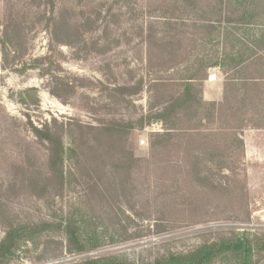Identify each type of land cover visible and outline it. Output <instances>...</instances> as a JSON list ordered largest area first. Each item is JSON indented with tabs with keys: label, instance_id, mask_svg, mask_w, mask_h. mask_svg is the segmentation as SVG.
<instances>
[{
	"label": "rangeland",
	"instance_id": "obj_1",
	"mask_svg": "<svg viewBox=\"0 0 264 264\" xmlns=\"http://www.w3.org/2000/svg\"><path fill=\"white\" fill-rule=\"evenodd\" d=\"M48 1L0 0V241L26 232L0 264H167L264 237V0L183 3L172 31L160 18L168 0ZM150 25L175 36L173 61L149 63ZM191 73L206 78L201 104L154 121ZM33 127L62 141L63 179Z\"/></svg>",
	"mask_w": 264,
	"mask_h": 264
},
{
	"label": "trees",
	"instance_id": "obj_2",
	"mask_svg": "<svg viewBox=\"0 0 264 264\" xmlns=\"http://www.w3.org/2000/svg\"><path fill=\"white\" fill-rule=\"evenodd\" d=\"M80 1V0H79ZM47 2H49L47 0ZM185 4L184 6L186 9H189L190 7L193 8V2L192 0H181L180 3H177V1L174 0H168L161 4L162 9L164 10L163 14L161 15V19H164L165 22H167L168 29L170 31L173 30L172 21L176 18L174 16H177V13H181V10L183 9L182 4ZM50 5L53 7V2L50 3ZM54 8V7H53ZM150 11L153 10L151 6L149 5ZM16 22V21H12ZM11 22V23H12ZM55 26V35L61 30L62 24L58 27L59 22H56ZM68 25L65 26L64 29L68 28ZM80 28L79 24L75 25V29L78 30ZM63 32V31H62ZM7 34H5L6 36ZM1 44L4 46L5 42L3 39H1ZM146 43H147V57L149 60V63L152 62L153 58L159 54V52L163 53V56L166 55L162 59L166 61H173L174 56V48H175V36H163V38L157 37V33L155 31V27L153 25H150L146 31ZM64 45L68 43H63ZM158 52V53H156ZM219 66V63L211 64L209 67H216ZM205 77H199V75L191 73L189 75H186L185 78L181 79V92L178 93L174 99L171 100V103L169 104V107H167L164 111L165 113H159L158 115H155L153 117L154 121H161L163 122L168 116H172L173 114H179V112L187 110L188 108H194L195 104H201V100L198 98V93L196 92V82H202L205 80ZM161 86H167L169 82H172L171 79H162L157 81ZM123 91L122 89H120ZM178 105V106H177ZM184 108V110L182 109ZM114 123H109V128L112 129ZM33 131L35 136L42 140L49 143V153H50V165L51 168L55 171H59L64 158V146L62 141L55 137L50 135L49 129L46 127L43 130L33 127ZM170 133L167 131L163 135H156L155 138L158 140H162L168 136ZM152 148H154L152 146ZM59 169V170H58ZM60 170L59 173L63 179V173ZM70 224H67L66 227V233L68 236L69 243L73 246H79L77 245V242H79L78 237L76 236V232L71 231ZM40 228V227H37ZM35 228L34 232L39 231L40 229ZM23 230H28V228H22ZM26 233L25 231H22L20 228L17 229H9V231L6 233L5 237L2 241H0V255L3 258H6L7 256L13 255L16 249V246L20 239L25 238L26 235H23ZM29 238V237H28ZM264 237L262 236H255L253 239H250L248 237H243L241 235H236L231 238L224 239L220 243H214L211 245H207L204 248L194 251L188 255H182L179 257H172L168 260L167 264H211L214 259H216L220 255H230L233 259L236 260L237 264H253L252 260L254 258V254L256 251H264ZM81 245V244H80ZM256 248V249H255ZM96 249V247L89 249L93 250ZM77 252H86L83 247H77ZM81 264H126L124 262L116 261L114 258L110 257H102L98 259H90L85 260ZM157 264H163V262H158Z\"/></svg>",
	"mask_w": 264,
	"mask_h": 264
},
{
	"label": "crops",
	"instance_id": "obj_3",
	"mask_svg": "<svg viewBox=\"0 0 264 264\" xmlns=\"http://www.w3.org/2000/svg\"><path fill=\"white\" fill-rule=\"evenodd\" d=\"M216 69H218V68H216ZM217 84L218 83L216 81H214V79L210 78L209 81L207 82L206 87H205L206 88L205 94L208 92L209 97L213 98V100H218V97L220 96V93L216 95V93L214 94L211 92V88L215 90Z\"/></svg>",
	"mask_w": 264,
	"mask_h": 264
},
{
	"label": "built area",
	"instance_id": "obj_4",
	"mask_svg": "<svg viewBox=\"0 0 264 264\" xmlns=\"http://www.w3.org/2000/svg\"><path fill=\"white\" fill-rule=\"evenodd\" d=\"M141 144L144 145L145 144V141H141Z\"/></svg>",
	"mask_w": 264,
	"mask_h": 264
}]
</instances>
